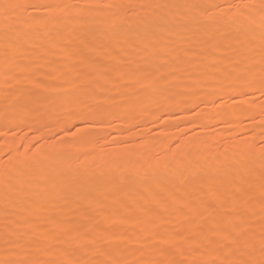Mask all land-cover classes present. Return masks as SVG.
Segmentation results:
<instances>
[{"label": "rangeland", "instance_id": "374dc122", "mask_svg": "<svg viewBox=\"0 0 264 264\" xmlns=\"http://www.w3.org/2000/svg\"><path fill=\"white\" fill-rule=\"evenodd\" d=\"M67 1L68 0H64V3H66ZM123 1L124 0H70L68 1V4L83 7L86 4L119 5L122 4ZM144 2L145 0H138V3L136 5L131 4L133 5V7L131 5H127V7L123 9L124 12H122L126 20L124 19L123 21H119L116 27H105L102 29H97L95 23L98 18V14H96L95 10L99 9L102 12V15H104V18L112 20L116 16H118V13H121V11H123V7H99L91 9L81 15L74 14L66 20L62 21L58 26L49 25V27L51 28L49 31L53 33L52 35H54L51 41L52 44H48V37L50 32H46V34L43 32L38 35V40L32 39L30 36H28L27 42L23 44V46H19V40L22 35L26 34L28 28L23 29L19 37L12 35L11 40L7 42L10 47L19 49L20 63L22 65L29 66L32 71H19L6 68L0 70V106L3 105V108L0 107V131L6 133V135L0 136V167H4L7 165L8 158L6 156V153L10 149L13 151L14 156L21 158L25 149H27L30 153H36L37 149L42 152L52 151L53 153V151L56 152V150H62L63 147H66L64 148V152H66V154L68 153L67 155H69V157L76 156L75 158L77 160V167L75 170L73 169V171H76L78 169L77 173L71 171L69 173L70 176L67 173L68 178L74 177L75 180L77 179V183L82 184L80 186H82V189L84 188L83 191L85 192L82 191V194L80 195L74 194L60 196L61 198L58 196L61 201L63 200V202L65 203L64 204L61 202L62 204H64L63 206L61 205V203L59 205L56 204L55 206L54 204L49 205L46 202L37 204L36 201L42 197H34L29 195V190L25 187V185H39L44 183L41 179V176H43L44 174H39L41 176H35L34 178L32 175L33 173L30 175L29 172L33 171L34 169L38 170V168L40 169L41 167H46L53 161V159L43 161L41 164L33 167L34 169L32 168L30 171H27L26 169L23 172L25 174L18 175L16 172H12L9 177H0L2 178L1 180H7L6 183L2 181L3 185L0 183V186L2 185V187L0 188L2 189L4 185H9L8 182H10L9 186L11 187V184H16V181L22 180L21 183L23 185L21 186V190L19 189L18 192L16 191L17 193H14L15 195L12 194L13 196L10 195V193L5 192L8 195L7 196L5 193L3 194L0 192V211L4 207H7L9 205L11 206V208H13L10 213L0 217V259L49 258L44 254V250L38 243V234L36 235L37 237H25L23 235H19L21 233L20 230H22V227H25L24 219L26 218V216L28 217L30 215H34L38 217L40 215L39 218L43 221L42 228L45 229H50L53 227V225L49 223L52 218L64 221L65 223L69 224H77L81 228H83L84 226L91 227L93 225L108 227V225L105 224V220H100V216L105 209H110L112 206L114 208L112 207V209L109 210V214L114 213L116 210H120L129 218V222L126 224H116L112 226L129 241L128 245L119 252V255L124 258H156V249L162 247V245L151 243L148 248L142 249L140 245L135 243V241L138 238L143 239L155 236L160 232V236H166L172 234V232L187 235L193 239V246L196 247V228L194 226V220H198L200 223H205L211 228H214L216 225L214 223V218L217 216L218 211L219 214H222L226 217H231V214H233L232 217H236L238 219L237 214L232 206V201L238 198L240 196L239 193L242 191L247 194L246 199H248L249 201V203L246 205L247 211L245 214L251 216L252 219L249 220L248 223L254 226L257 231L259 230V225L261 222V207L251 208V203H258L261 201V196L258 194V191L255 190H258V188L261 187V184L264 183V176L263 179L257 180L255 177H253V173H257L260 170L261 172L259 173L264 175V169L255 166L245 167L242 169H240L239 167L240 162L248 157L247 155H249L250 157V154L246 151V149L242 150V148H245V145H253L254 143L253 152L255 154H258L261 147L264 146L262 145V137L260 136V129L258 124H254L248 120H245L243 125L237 124L236 126L222 124L218 121H200L198 118H194L191 112V108L193 105L192 96L196 92L211 91V88L204 87L203 84H214L217 82L215 79L216 77H222L226 73H231V68L227 66V64L236 62L235 65L237 67L239 66V71L240 68L243 69L245 67L246 63L249 60V57H254L258 61L259 30L255 34L256 36L254 38L256 43L255 51H250L246 46L245 49H239L238 54L240 55V57L237 61L234 60L233 56L230 55V53H226L218 60L204 62L201 68L205 73L208 74V78L204 82H202L203 84L191 78H188L187 80L183 79V81L180 78V72H190V67L193 66L192 62L194 60L197 61L201 53V51L197 49L196 45H198L199 42L203 44L205 40H210L211 37L213 38L217 36H219L218 38L224 40H231L229 38L236 39V36L234 38L236 32V30L234 29L236 28H234L235 26L233 27L235 23H232L231 20L225 19L227 21V24H225V26H222L223 29L221 28L222 30L220 29L219 32L218 30H216V27H214L215 22L200 19V21L196 23L193 30H188L191 19L179 18L177 23L172 22V26L167 27L168 29H170V33H173V35L171 34L172 36H170L169 39L161 38L156 43L153 39V35L155 34V32H157L156 30H159V27L166 28L167 26V24L164 22L165 20L161 18V14H164V11L167 9V7H159L155 10L141 11L142 7L140 6L143 5ZM242 2L243 0H211L210 4L221 5L223 6L224 10L228 12L231 11V9L229 8L230 5L239 4ZM138 11L141 12V15H139ZM153 16L157 17V22H159L157 23L159 25L158 27H156V25L152 28L146 29L145 31H139L136 26L133 27L132 25V22L135 19L138 20L140 24H145ZM69 21H74L76 23L74 25L69 23V25ZM84 23H86L87 25H84ZM130 24L132 27L130 26ZM247 30L245 32L246 34ZM243 32L240 34V37L242 38L244 37L242 36ZM140 33H143L144 35V44H142L140 48H136L135 39ZM247 35H249V33ZM247 35L245 36L247 37ZM184 40L191 41L190 48H182L181 45L183 44ZM236 40H231L228 42H230V45H234L235 42L236 45ZM5 43L6 42L3 37H0V63L4 62L3 50L5 48ZM43 50L45 53L43 52ZM173 53H177L179 56H182L181 58H189L187 59L189 63L186 60V70H182V68H180L179 65L175 63V66H173L174 64H171V66L168 65L167 67L168 59L170 58L169 56ZM251 53H253L252 56H249V54L251 55ZM68 55H71L73 58L71 62L67 61ZM158 56L163 57H161V61L158 63V66H155V68L156 70H163L164 77H159L160 90L153 92L152 90L141 88L139 84L134 82V80L137 78H145L144 73L147 72L149 68L151 69V67L153 66V59ZM89 59L96 61L98 64L106 66L108 68L115 69L117 65H120L124 69L125 74L130 69H134V71H136L135 73H137V78L134 76L126 77L124 76V73L123 76H118L119 72L118 74H116L117 72L111 73V83H109L107 86L108 93L106 92V94L114 96L116 98L115 103L112 105V110L115 111L120 108L123 113L117 116L115 115L116 118L114 117L111 126L104 128V130L89 129L87 125H85L79 119H71L67 122L60 123L58 126L57 112L60 110L61 105L60 103L57 104L59 101L58 99H53L56 94H45L43 96H34L31 98L25 97L24 90L28 86L27 78L37 73L45 76H47L46 74H48L49 77H47V82L49 84H63L75 88L78 84V80L74 76H70L67 73L66 66L68 68H81L82 62H86ZM43 60L46 61V64L41 65V61ZM165 66L167 68H165ZM256 67L258 69V65H256ZM34 70H37V72H35ZM121 76L123 77L122 79ZM53 77H55V79H53ZM122 80L125 83V87L123 89H120L117 83ZM120 94H122L123 96L122 101H120ZM59 95L63 96L65 94L60 93ZM166 95L167 98L171 100L173 99L171 101L173 110L171 112L168 111L166 113H162L159 112V108L161 107V105H166V97H164ZM133 100H143L144 102L132 104ZM21 105L30 106L24 111V113H22L21 119L19 118V120L16 117L18 108H20ZM137 105H145L144 107L147 108H144L143 112L141 113H134L132 107H136ZM181 105H184V107L186 105V107L183 109L179 108L181 107ZM43 107L46 109H44ZM255 110L258 112L259 106H257ZM33 117H35V119L31 121ZM170 118L172 119L170 120ZM194 120H197V123H193ZM206 122L207 124H205V127L201 126ZM37 129H39V131H37ZM69 129H71L72 131H69ZM252 129H255V132H253ZM92 130L93 132L99 133V138H95V143L91 144V147L84 146V144L82 145L81 143L80 146H78L77 142L80 141L79 136L83 135L87 131ZM73 132H75L76 135H73ZM172 132H174L173 136L171 135ZM204 134L205 136L203 137ZM253 136H255L254 140L252 139ZM37 137H43V139H37ZM199 139L203 141H200V143L198 142ZM194 140L196 141V143L198 142L200 144L211 140V144H213L212 150L214 151L216 149V151L213 152L214 156L216 158H218V156L220 157L218 160L215 159L214 161L216 165L215 168H217L220 164L222 167H225L227 165V167L229 168L232 167L230 173L228 172L221 173L220 175H213V167L212 169H209V167L204 168L203 170L196 168L193 173L194 176H191L192 179L187 181L175 180L167 185V193L171 192V195H174V198L168 197L169 194H165V192L159 193L158 186L167 178L166 176L169 171L168 169H171V167L173 168L175 165H177L180 159H182L181 157L189 152L190 148L189 146H186L188 144L190 145V143ZM74 141L75 143L73 144ZM160 143H162L163 146L162 151H160L159 147L155 148V146ZM69 145L72 149H75H73L74 152L70 149V147H68ZM81 145L84 147H82ZM17 147L18 149H20V154L15 151ZM140 150L142 152V155L140 154L141 152H139ZM183 150L186 151L185 154H183ZM222 150L230 152L231 154L228 153L230 155H227V153H224V151L222 152ZM108 151L109 153L113 154V162L116 161L114 162L116 163L114 169V173L116 175H118L119 173L122 175L123 171H125L123 172V175H127V170L122 167V162L124 160L123 158L126 154L133 155V157L136 158V161L133 165L136 169L138 168V173H134L135 175L129 174V179L127 182L118 180L119 183L113 190L105 191L103 193H97L96 189L101 185L102 181L101 177H99L98 175L102 170V172L105 171V164L103 163L98 165V162H95L97 161L96 159H98L97 156L101 152L106 153ZM146 152L149 156L145 155ZM244 153L246 155H244ZM224 155L225 157H223ZM139 156H144V158L141 157L142 160H139L141 159L139 158ZM90 157L93 159L95 158V162L92 161L93 159H91ZM84 159L86 160V162H89L87 164H84L86 163ZM239 159L240 161H238ZM226 161L227 164H223ZM79 162L80 164H78ZM196 163V166L201 165V162H199V165L198 161ZM217 163L220 164L217 165ZM166 164L168 165L166 166ZM151 165L155 168H151ZM169 165L170 168L168 167ZM117 166L124 170H119ZM161 167L162 169H160ZM218 168H220V166ZM255 168L258 170H255ZM152 169H154V172ZM158 169L160 170L159 173L161 175L157 173L159 171ZM91 171L97 173L99 171L100 172L97 175L98 177H96L93 181H91L90 183H86L85 181L89 177ZM144 171L146 172L144 173ZM198 171H200L199 174ZM72 172L74 174H72ZM78 173L79 175H76ZM201 173L202 175H200ZM211 173L212 175L210 176L209 174ZM48 174L49 175H47L46 173V178H50L51 180L55 178L53 176L54 172ZM67 174L57 172L55 176L61 175L60 178H62L67 177ZM82 179L84 182L82 181ZM237 179L238 187L235 185L234 187L230 186L223 189L219 188L226 184V182L228 184V182ZM40 180L42 182H40ZM149 180L150 182H148ZM208 185L212 188L214 200H206V203L205 195ZM190 186H192L193 188H191ZM155 194L157 197H152ZM141 198L145 199V201L147 202L143 206L127 204L124 207H120L121 203L127 200L139 201L141 200ZM153 199L155 201V204L153 203L154 201H152ZM254 199H256V201H254ZM157 200L158 202H156ZM226 200L228 201L226 202ZM220 201L223 202V207H220ZM74 203L78 204H76L77 207L70 209V205ZM161 204H166L168 205V207L163 208V206L161 207ZM190 205L193 206L192 209L189 208ZM67 212L71 215H67ZM226 213L229 215H227ZM41 214H44L42 215V218ZM5 220L8 221L11 229L8 236H5L4 233ZM27 231H29V229H27L25 232ZM132 245L135 247H133ZM79 247V242L70 240L63 235H58V238L54 239L51 242V248H54L56 250L74 249ZM198 255V252L194 254L189 252L186 253L184 257L178 256L177 258H186L188 260H192L198 257ZM79 258L89 259L95 257L90 251H84L79 254Z\"/></svg>", "mask_w": 264, "mask_h": 264}, {"label": "snow or ice", "instance_id": "6c2138e0", "mask_svg": "<svg viewBox=\"0 0 264 264\" xmlns=\"http://www.w3.org/2000/svg\"><path fill=\"white\" fill-rule=\"evenodd\" d=\"M99 7L122 8L123 4H86L83 7L60 3L57 0H0V37L5 40L3 60L6 69L30 71V67L20 63L19 49L8 45L12 35L19 37L23 29H47L49 25L58 26L62 21L72 15H81ZM151 7H170L169 5H141ZM171 7L182 8L180 19H201L210 22H221L224 19L234 23L247 22L249 29L255 24L254 14L260 17L259 24V50L258 61L253 57L245 67L235 73H226L216 77V83L203 84L211 91L196 92L192 96L191 112L193 117L200 121H218L222 124L236 126L243 125L245 120L258 124L262 145H264V0H243L242 3L230 5L231 11L226 12L221 5L212 4H182ZM193 13L195 15H193ZM250 51L256 50L255 40L249 37L246 45ZM193 70L188 72L189 78L204 82L208 74L194 60ZM258 65V69L256 67ZM70 76L78 80L75 88L63 84H49L48 78L42 74H34L27 78L28 86L24 90L26 98L56 94L53 99L60 101V110L57 112V125L71 119L81 120L89 129H104L112 125L116 113L112 110L115 97L106 94L107 85L111 83L110 69L98 64L96 61L82 62L81 68H68ZM258 72V75H257ZM55 79V77H53ZM141 88L160 90V79L155 75H147L143 79H135ZM99 89V91H98ZM60 93L65 95L61 96ZM143 100H133L132 104L143 103ZM259 106V111L255 109ZM193 123H197L194 120ZM203 126V125H201ZM39 131V129H37ZM69 131H72L69 129ZM255 132V129H252ZM6 133L0 131V136ZM73 135H76L73 132ZM99 133L87 131L79 136L82 144H93ZM43 139V137H37ZM255 139V136L252 137ZM246 151L255 156L253 145H245ZM17 153L20 149H15ZM58 154L42 152L36 153L24 150L22 158L13 155L10 149L6 156L7 165L0 167V177H9L12 172L23 174L26 169H31L43 161L53 159ZM261 168L264 169V146L259 152ZM6 189L9 185H5ZM28 194L34 197L74 195L79 191L74 178L62 177L39 185H25ZM249 203L245 197H238L232 201V206L237 217H226L218 214L214 218L215 228L205 223L194 220L196 228V247L193 239L182 233H173L167 236L155 235L147 238H138L135 243L142 249L148 248L151 243L162 245L156 249V258L127 259L119 255L129 241L112 226L126 224L129 218L125 213L116 210L105 218L108 227L93 225L81 228L77 224L65 223L52 219L53 225L45 229L34 220H28L25 227L29 231L20 233L25 237L39 235L38 243L44 250L47 259H0V264H264V183L261 184V222L259 230L248 223L252 219L246 215V205ZM223 207V202H219ZM7 220L4 224L5 236L10 233ZM63 235L70 240L80 243L79 248L56 250L51 248V242ZM91 246V247H89ZM90 251L95 258H79V254ZM199 255L192 260L178 259L186 253Z\"/></svg>", "mask_w": 264, "mask_h": 264}, {"label": "bare ground", "instance_id": "6f19581e", "mask_svg": "<svg viewBox=\"0 0 264 264\" xmlns=\"http://www.w3.org/2000/svg\"><path fill=\"white\" fill-rule=\"evenodd\" d=\"M68 1H70V0H68ZM68 1L66 2V3H68ZM140 1V0H139ZM210 1L211 0H151V1H146L145 0V2L143 3V5H151V6H156V5H169L170 7H167V9L164 11V14L162 13L161 14V18L163 19V20H165L164 22L167 24V26H166V28H158L159 30H156L157 32H155V34L153 35V39L155 40V42L157 43L161 38H166V39H169V37L170 36H172L173 35V33H170V29H168L167 27H171L172 26V24L173 23H177L178 22V20H179V15L180 14H183V12H184V10L182 9V8H176V7H171L172 5H182V4H192V3H197V4H210ZM212 1H214V0H212ZM57 2H60V3H64V0H57ZM164 2V3H163ZM258 2V1H257ZM138 3V0H124L123 2H122V4L123 5H125V7H127V5H131V4H137ZM163 3V4H162ZM166 3V4H165ZM214 3V2H213ZM133 5H131L132 7H133ZM125 7H123L122 8V10L125 8ZM134 8H135V6H134ZM137 8V7H136ZM142 9H144V10H142ZM141 9V11H145V10H155V9H157V7H151V8H149V9H145V8H142ZM139 10H140V7H139ZM95 12H96V14H98L97 16H98V18H97V20H96V26H97V29H102V28H105V27H116V25H118V22L119 21H123L124 19L126 20V18H125V16H124V14L122 13V12H124V10L123 11H121V13H118V16H116L114 19H112V20H110V19H108V18H104V15H102V12L99 10V9H96L95 10ZM155 12V11H154ZM153 12V13H154ZM138 13H139V15H141V12H139L138 11ZM156 14V13H155ZM193 15H195L194 13H193ZM254 16H255V24L253 25V26H251L253 29H254V31H251L250 29H249V26L247 25V22H245V21H241V22H238V23H235V25H233V27L234 28H236V29H234V30H236V32H235V35H234V38H235V36H236V39H238V40H236V39H233V38H229V39H231V40H236L237 42V44L235 45V42H234V45H230V42H228V41H231V40H224V39H220V38H218L219 36H217V37H211L210 38V40H205V42L203 43V44H201L200 42H199V44L198 45H196V47H197V49H199L200 51H201V53H200V55H199V57H198V60L196 61L197 63H198V65L200 66V67H202V65L204 64V62H206V61H212V60H218V59H220L221 57H223L226 53H230V55H232L233 56V58H234V60H238L239 59V57H240V55L238 54V52H239V49L241 50V49H245L246 48V45L248 44V40H249V37H251V38H255V34L257 33V31L259 30V24H260V17H259V15L258 14H254ZM141 17V16H140ZM108 19V20H107ZM200 19L201 18H199V17H196L195 19H191L190 20V23H189V28H188V30H193V28L195 27V25H196V23H198V21H200ZM136 20V19H135ZM133 21L132 22V25H133V27L134 26H136L138 29H139V31H145L146 29H149V28H152V27H154V26H156V27H158L159 25L157 24V23H159V22H157V17H155V16H153L150 20H148L145 24H140L139 23V21L138 20H136V21ZM201 20H203V19H201ZM173 22V23H172ZM227 21L224 19V20H222L221 22H215L214 23V27H216V30H220L221 28H222V26H225V24H227L226 23ZM231 22V21H230ZM72 24V25H74L76 22H74V21H69L68 22V24ZM87 23V22H86ZM86 23H84V25H87ZM172 23V24H171ZM233 23V22H232ZM69 24V25H70ZM165 24V25H166ZM224 24V25H223ZM170 25V26H169ZM229 25H231V24H229ZM130 26H131V24H130ZM164 26V25H163ZM197 26H200V25H197ZM196 26V27H197ZM132 27V26H131ZM165 27V26H164ZM201 28V27H200ZM204 28V27H203ZM51 28L48 26V28L47 29H27V32H26V34H24V35H22L21 36V38H20V40H19V46H23V44H25L26 42H27V40H28V36H30L32 39H37L38 40V35L40 34V33H45L46 34V32H50L49 30H50ZM223 29V28H222ZM221 29V30H222ZM243 29H248L247 30V34L249 33V35H247L245 32H246V30H243ZM199 30V29H198ZM201 31V30H200ZM217 31V32H218ZM244 31V32H243ZM249 31V32H248ZM198 32V31H197ZM220 32V31H219ZM218 32V33H219ZM243 32V35L242 36H244L243 38L242 37H240V34ZM53 33L52 32H50L49 33V37H48V44H52V39H53V36L54 35H52ZM172 34V35H171ZM247 35V37L245 36V35ZM179 35V34H178ZM177 35V36H178ZM195 35H196V33H195ZM239 35V36H238ZM194 37V36H193ZM237 37H239V38H237ZM241 38H242V40H241ZM201 39V38H200ZM32 41H34V40H32ZM31 41V42H32ZM36 41V40H35ZM143 41H144V35H143V33H140L139 35H137V38L135 39V47L136 48H140L141 46H142V44H144L143 43ZM197 41V40H196ZM195 41V42H196ZM239 41V42H238ZM193 42H194V40H193ZM34 44V43H33ZM197 44V43H196ZM50 46V45H49ZM182 46V48H190L191 47V41L190 40H184V42H183V44L181 45ZM195 46V45H194ZM35 48V47H34ZM36 48H37V46H36ZM210 48H212V49H210ZM39 49V48H38ZM210 49V50H209ZM258 50H259V46H258ZM46 51V50H45ZM40 52V51H39ZM43 52H44V50H43ZM114 52V51H113ZM45 53V52H44ZM115 53V52H114ZM254 53V52H253ZM253 53H251V55L249 54V56H252V54ZM114 55V54H113ZM161 57H163V56H161ZM161 57H156V58H154L153 59V66L151 67V69L149 68V70L147 71V72H145L144 73V77H146L147 75H155V76H157V77H161L162 78V76H163V70H156V68H155V66H158V63L161 61ZM170 58L168 59V64H167V67H168V65H170L171 66V64H178L179 65V67L180 68H182V70L184 69V70H186L187 68H185L186 66H187V64H186V60L187 59H189V58H185V57H183V58H181L182 56H179L177 53H173L172 55H170L169 56ZM72 56L71 55H68V57H67V61H72ZM108 59V58H107ZM241 59V58H240ZM249 60H248V62L247 63H249L250 62V59H251V57H249L248 58ZM42 60V59H41ZM90 60V59H89ZM42 62V63H41ZM40 63H41V65L42 64H46V61L45 60H43V61H41ZM187 62H188V60H187ZM189 63V62H188ZM246 63V64H247ZM175 64L173 65V66H175ZM236 64V62H233V63H230V64H227V66H229L231 69H230V72L231 73H235L236 71L238 72V67L235 65ZM178 65H176V66H178ZM52 66V65H51ZM55 66V65H54ZM116 66V65H115ZM172 66V67H173ZM57 67V66H56ZM166 66H165V68H167ZM193 67L194 66H191L190 68H191V71L193 70ZM3 68H5V66H4V62H2V63H0V70L1 69H3ZM53 68V67H52ZM55 69V68H54ZM111 71H110V75H111V73H116V74H118V72H119V74H118V76L119 75H122L123 76V73H124V76H126V77H130V76H134V77H136L137 78V73H135L136 71H134V69L132 70V69H130V70H128L127 72H126V74H125V72H124V69L122 68V66H120V65H117L116 67H115V69L114 68H109ZM37 70H38V67H37ZM37 70L35 71V72H37ZM165 70V69H164ZM240 70H241V68H240ZM32 71V70H31ZM115 71V72H114ZM145 71V70H144ZM34 72V73H35ZM220 72V71H219ZM121 73V74H120ZM179 73V72H178ZM222 73V72H221ZM224 73V72H223ZM33 74V73H32ZM52 74V73H51ZM47 75V77H49V75L48 74H46ZM121 76V79L123 78ZM133 77V78H134ZM164 77V76H163ZM179 77V76H178ZM177 77V78H178ZM142 78V77H141ZM180 78L183 80V79H188L189 77H188V75H187V73H185V71H182V72H180ZM180 79V80H181ZM190 80V79H189ZM184 81V80H183ZM119 86V88L120 89H123L124 87H125V83H124V81L122 80V81H119V83H117ZM203 84V83H202ZM108 86V85H107ZM109 88V87H108ZM111 88V87H110ZM98 91H99V89H98ZM119 92H121V91H119ZM108 93V92H107ZM189 93V92H188ZM164 97H166V99H165V101H166V105H161V107L159 108V112H162V113H166V112H168V111H172L173 110V105H171V101L173 100H171V99H169V98H167V95L166 96H164ZM123 100V96H122V94H120V101H122ZM60 102L58 101V103L57 104H59ZM170 103V104H169ZM3 105H1L0 107L1 108H3L2 107ZM30 105H21L20 106V108H18V111H17V117L16 118H20L21 119V115H22V113H24V111L29 107ZM121 106V105H120ZM135 106V105H134ZM145 105H142V106H136V107H132L133 108V112L134 113H141V112H143V110H144V108H147V107H144ZM45 107V106H44ZM43 107V108H44ZM128 107V106H127ZM130 107V106H129ZM185 107H186V105H185ZM184 107V105H181V107H179V108H185ZM257 108V107H256ZM44 109H46V108H44ZM125 109V108H124ZM123 109V110H124ZM181 109V110H182ZM43 110V109H42ZM184 111V110H183ZM115 113H116V116L117 115H120L121 113H122V110L119 108V109H117V110H115L114 111ZM123 114V113H122ZM174 114V113H173ZM52 115V114H51ZM145 115V114H144ZM185 116V115H184ZM36 117V116H35ZM35 117H33L32 119H31V121L32 120H34L35 119ZM119 117V116H118ZM183 117V116H182ZM189 117V116H188ZM37 118V117H36ZM116 118V117H115ZM180 118V117H179ZM190 118V117H189ZM195 118V117H194ZM193 118V119H194ZM19 119V120H20ZM49 119V118H48ZM172 118H170V120H171ZM178 119V118H177ZM191 119V118H190ZM143 120V119H142ZM184 120V119H183ZM189 120V119H188ZM30 121V120H29ZM185 121V120H184ZM51 122V121H50ZM56 122V121H55ZM207 122H210V121H207ZM207 122L206 123H204L203 124V127H205V124H207ZM212 122V121H211ZM132 124V123H131ZM32 125V124H31ZM169 126V125H168ZM51 127V126H50ZM202 127V128H203ZM210 127V126H209ZM121 128V127H120ZM122 128H124V127H122ZM165 128V127H164ZM206 128H207V126H206ZM109 129V128H108ZM204 129V128H203ZM104 130V129H103ZM106 130V129H105ZM165 130V129H164ZM174 130V129H173ZM93 131V130H92ZM217 131V130H216ZM204 132V131H203ZM207 132V131H206ZM106 133V132H105ZM173 134H174V132H172V136H173ZM171 136V137H172ZM176 136V135H175ZM205 136V134L203 135V137ZM208 137V136H207ZM75 138H78V137H75ZM99 138V137H98ZM163 138V137H162ZM174 138V137H173ZM191 138V137H190ZM195 138V137H194ZM169 139V138H168ZM192 139H193V137H192ZM201 139H202V137H201ZM12 140V139H11ZM166 140V139H165ZM188 140V139H187ZM195 140H197V139H195ZM193 141V142H191L190 143V145L188 144H186L187 146L186 147H188L189 146V152H187L186 153V151L185 150H183L184 152H183V154H185L183 157H181L182 159H180V161L177 163V165H175L173 168L171 167V169H168L167 171H168V174H167V178L165 179V181L163 182V183H160V185L158 186V192L159 193H161V192H165V194L167 193V185L168 184H170V183H172L173 181H175V180H180V181H187V180H190V179H192L191 178V176L193 175V173H194V171L196 170V168H198V169H204V168H209V169H212V167H213V175H220L221 173H230V170H231V168H229V167H227V165L225 166V167H222L221 166V164L220 163H217V165L218 164H220L219 166H220V168H215V163H214V161H215V159L216 160H218L220 157L218 156V158H216L215 156H214V154H213V152H215L216 151V149L213 151L212 150V145L213 144H211V140L210 141H206V142H204L203 144H200L202 141L199 139L198 140V142H200V143H196V141ZM205 140V139H204ZM149 141V140H148ZM159 141V140H158ZM160 141H163V140H160ZM167 141V140H166ZM190 141V140H189ZM169 142V141H168ZM181 142V141H180ZM213 142V141H212ZM216 142V141H215ZM71 143V142H70ZM75 143V141L73 142V144ZM78 143V146H80V141L79 142H77ZM157 143H159V142H157ZM82 144V143H81ZM221 144V143H220ZM233 144V143H232ZM75 145H77V144H75ZM83 145V144H82ZM81 145V146H82ZM159 145V146H158ZM157 146H155V148L156 147H159V149H160V151H162L163 150V146H162V143H160V144H158ZM165 145V144H164ZM184 145V144H183ZM215 145H217V144H215ZM253 145H254V143H253ZM17 146V145H16ZM47 146V145H46ZM73 146V145H72ZM77 146V147H78ZM84 146H90L91 147V144H84ZM84 146H82V147H84ZM94 146V145H93ZM166 146V145H165ZM11 147V146H10ZM56 147V146H55ZM68 147H70V145L68 146ZM67 147V148H68ZM151 147V146H150ZM185 147V146H184ZM185 147V148H186ZM214 147V146H213ZM47 148V147H46ZM64 148H66V147H63L62 148V150H56V152L55 151H53V153H56V154H58L55 158H53V161L51 162V163H49V165H47L46 167H41L40 169L38 168V170H35L34 168V170H35V172H34V170L33 171H31V172H29L30 173V175L32 174L33 175V177L35 178V176H41V175H39V174H44L43 176H41L42 178V181L45 183L46 181H51V179L49 178H46V173H47V175H49L48 173H51V172H54V177L55 178H57V177H59L60 178V176L61 175H59V176H55V174L57 173V172H61V173H64V174H69L71 171H73V169L75 170L76 169V167H77V165H76V156L75 157H73V156H70L69 157V155H67L66 154V152H64ZM133 148V147H132ZM227 148V147H226ZM17 149H18V147H17ZM70 149L73 151V149L70 147ZM70 149H69V151H70ZM77 149V148H76ZM93 149V148H92ZM148 149V148H147ZM187 149V148H186ZM220 149H221V147H220ZM245 148H242V150H244ZM66 150H68V149H66ZM75 150V149H74ZM128 150V149H127ZM136 150V149H135ZM218 150V149H217ZM229 150V149H228ZM110 151V150H109ZM109 151L108 152H106V153H100L98 156H97V158L98 159H96L97 161L95 162L94 161V159L93 158H91V159H93L92 161H94L95 163H97L98 165L99 164H105L104 166H105V171L104 172H98L99 173V175H98V173L97 172H93V171H91L90 172V175H89V177L86 179V183H90L91 181H93L96 177H101V185L96 189V192L97 193H103V192H105V191H109V190H113V189H115L116 188V185L119 183L118 182V180H121V181H124V182H127L128 181V179H129V174L131 175V174H133V175H135L136 174V172L138 173V171H137V169L135 168V166L133 165L134 164V162L136 161V158L135 157H133V155H130V154H126L125 155V157L123 158L124 160H123V166L122 167H124L125 168V170H127L126 172V174L127 175H123V172H125V171H123L121 168H119L118 166H117V168H119V170L121 169V171H123L122 172V175L119 173L118 175H116L115 173H114V169H115V164L116 163H114V162H116V161H114L113 162V154H111V153H109ZM133 151V150H132ZM137 151V150H136ZM156 151H158V150H156ZM224 150H222V152H223ZM48 152V151H47ZM52 152V151H51ZM68 152V151H67ZM74 152V151H73ZM130 152V151H129ZM138 152V151H137ZM139 152H141V150L139 151ZM145 152V151H144ZM167 152V151H166ZM165 152V153H166ZM182 152V151H181ZM221 152V153H222ZM260 152V151H259ZM117 153V152H116ZM152 153H153V151H152ZM163 153H164V151H163ZM224 153H227V155H230L231 153L230 152H226V151H224ZM223 153V154H224ZM228 153H230V154H228ZM242 153V152H241ZM19 154H20V152H19ZM132 154V153H131ZM141 155H142V152L140 153ZM148 154H149V151H148ZM147 154V152L145 153V155H148ZM161 154V153H160ZM174 154V153H173ZM232 154H233V151H232ZM70 155H72V154H70ZM144 155V154H143ZM215 155H218V154H215ZM219 155H221V154H219ZM226 155V156H227ZM243 155V154H242ZM244 155H246L245 153H244ZM124 156V155H123ZM149 156V155H148ZM147 156V157H148ZM167 156V155H166ZM248 157H246L245 159H241L242 161L240 162V164H239V167H240V169H242V168H245V167H250V166H255V167H261V165H260V161H259V153L257 154H255V156H253V155H251L250 154V157H249V155H247ZM142 156H139V158H141ZM146 157V156H145ZM178 157V156H177ZM177 157H176V159H177ZM223 157H225V155L223 156ZM229 157V156H228ZM22 158V157H21ZM142 158H144V156L142 157ZM142 158L141 159H139V160H142ZM230 158V157H229ZM237 158H239V157H237ZM83 159V158H82ZM152 159V158H151ZM157 159V158H156ZM226 159H228V158H226ZM51 160V159H50ZM81 160V159H80ZM89 160V159H88ZM138 160V159H137ZM158 160V159H157ZM163 160V159H162ZM165 160V159H164ZM84 161L86 162V160L84 159ZM155 161V160H154ZM168 161V160H167ZM198 161V165L200 164L199 162H201V165L200 166H196L197 165V162ZM222 161V160H221ZM238 161H240V159L238 160ZM81 162V161H80ZM80 162L78 163V164H80ZM89 162V161H88ZM88 162H86V163H84V164H87ZM139 162V161H138ZM218 162V161H217ZM228 162H229V160H228ZM91 163V162H90ZM140 163H141V161H140ZM139 163V164H140ZM166 163V162H165ZM223 163V162H222ZM227 164V161L226 162H224L223 164ZM142 164H144V163H142ZM222 164V165H223ZM168 164H166V166H167ZM230 165V164H229ZM143 167H146V166H143ZM169 168H170V165L168 166ZM79 168V167H78ZM151 168H155V167H152V165H151ZM32 169V168H31ZM31 169H27V171H30ZM143 169V168H142ZM160 169H162V167L160 168ZM262 169V168H261ZM119 170H117V171H119ZM153 170V172H154V169H152ZM159 170V169H158ZM163 170H164V168H163ZM255 170H258V169H256L255 168ZM77 171H78V169L76 170V171H73V172H76L77 173ZM155 171H157V170H155ZM243 171V170H242ZM248 171V170H247ZM263 171V170H262ZM56 172V173H55ZM72 172V174H74ZM140 172V171H139ZM146 171H144V173H145ZM147 172H149V171H147ZM160 172V170L157 172V173H159ZM204 172H205V170H204ZM259 172H261L260 170H259ZM259 172H257V173H253L254 175H253V177H255L257 180H259V179H263V176L264 175H262L261 173H259ZM79 173H80V171H79ZM79 173L78 174H76V175H79ZM135 173V174H134ZM200 173V171H198V174ZM212 173L211 174H209L210 176L212 175ZM23 174H25V173H23ZM60 174V173H59ZM68 174H67V177H68ZM71 174V175H72ZM160 174V173H159ZM246 174V173H245ZM19 175V174H18ZM21 175V174H20ZM98 175V176H97ZM161 175V174H160ZM200 175H202V173L200 174ZM223 175V174H222ZM51 176V175H50ZM69 176H70V174H69ZM88 176V175H87ZM120 176V177H119ZM194 176V175H193ZM205 176H207V175H205ZM224 176V175H223ZM32 177V178H33ZM77 177H79V176H77ZM153 177V176H152ZM204 177V176H203ZM213 177H215V176H213ZM3 178V177H2ZM2 178H0V183L3 185V183H2V181L4 182V183H6V181L7 180H1ZM54 178V179H55ZM72 178H74V177H72ZM81 178V177H80ZM134 178V177H133ZM195 178V177H194ZM209 178V177H208ZM5 179V178H4ZM53 179V178H52ZM204 179V178H203ZM248 179V178H247ZM26 180V179H25ZM77 180V179H76ZM75 180V181H76ZM80 180V179H79ZM85 180V179H84ZM154 180V179H153ZM250 180V179H249ZM41 180H40V182H42ZM82 181H83V179H82ZM81 181V182H82ZM192 181V180H191ZM254 181V180H253ZM253 181H251V182H253ZM22 180L21 181H16V184H11V187H9V188H7V189H5V185L3 186V189L2 188H0V192L1 193H10V195H12V194H14V193H17L18 192V190L20 189L21 190V186H23L22 185ZM84 182V181H83ZM148 182H150V180L148 181ZM152 182V181H151ZM213 182V181H212ZM9 183V185H10V182H8ZM15 183V182H14ZM24 183V182H23ZM27 183V182H26ZM76 183H77V181H76ZM147 183V182H146ZM174 183H176V182H174ZM206 183V182H205ZM25 184V183H24ZM155 184H156V182H155ZM196 184V183H195ZM220 184V183H219ZM237 184H238V179L237 180H233V181H230V182H228V184H227V182H226V184H224L223 186H221V185H219V186H221V187H219L220 189H223V188H227V187H230V186H237ZM2 185L0 186V187H2ZM77 185L79 186V191H78V195H80V194H82V191L84 190V188L82 189V186H80V185H82V184H79V183H77ZM84 185V184H83ZM125 185V184H124ZM187 185V184H186ZM212 185V184H211ZM258 185V184H257ZM127 186V185H126ZM194 186V185H193ZM121 187H123V186H121ZM191 188H193L192 186H190ZM189 187V188H190ZM217 187V186H216ZM238 187V186H237ZM254 187V186H253ZM253 187H252V189H253ZM197 188V187H196ZM199 188V187H198ZM215 188V187H214ZM170 190V189H169ZM174 190V189H173ZM17 191V192H16ZM184 191H185V189H184ZM255 191H258V194L261 196V187L260 188H258V190H255ZM83 192H85V191H83ZM5 193V194H6ZM191 193V192H190ZM193 193V192H192ZM3 194H2V196H3ZM76 194V195H77ZM167 194H169L168 195V197H172V198H174L173 196L174 195H171V192L170 193H167ZM173 194V193H172ZM7 195V194H6ZM9 195V196H10ZM15 195V194H14ZM239 197H247V194L245 193V192H240L239 193ZM0 196H1V194H0ZM8 196V195H7ZM13 196V195H12ZM155 196H156V194L155 195H153L152 197H154L155 198ZM163 196V195H162ZM194 196H195V194H194ZM60 197V196H59ZM58 196L56 197V196H45V197H42V198H40V199H38L36 202H37V204H39V203H42V202H46L47 204H49V205H52V204H54V206L57 204V205H59L61 202L62 203H64L63 202V200L61 201V197L59 198ZM157 197V196H156ZM57 198V199H56ZM60 200H59V199ZM63 198V197H62ZM130 198V197H129ZM166 198V197H165ZM152 199V198H151ZM158 199V198H157ZM211 199H213V194H212V188H211V186H207V188H206V195H205V202L207 203V201L208 200H211ZM56 200H58V201H56ZM115 200V199H114ZM207 200V201H206ZM214 200V199H213ZM219 200V199H218ZM152 201H154V199L152 200ZM161 201V200H160ZM198 201V200H197ZM217 201V200H216ZM228 200H226V202H227ZM254 201H256V199H254ZM258 201V200H257ZM121 202V201H120ZM156 202H158V200L156 201ZM168 202H169V200H168ZM61 203V205L63 206L64 204H62ZM145 203H147L146 201H145V199H143V198H141V200H139V201H133V200H127V201H125V202H123V203H121V206L120 207H124V206H126L127 204H135V205H139V206H143V205H145ZM154 204H155V201L153 202ZM204 203V202H203ZM205 203V204H206ZM77 203H74V204H71L70 205V209L71 208H75V207H77V205H76ZM117 204V203H116ZM159 204V203H158ZM157 204V205H158ZM169 204V203H168ZM191 204V203H190ZM120 205V204H119ZM110 206V205H109ZM112 206V205H111ZM115 206V205H114ZM163 206V208H167L168 207V205H166V204H161V207ZM61 207V206H60ZM65 207V206H64ZM105 207H106V204H105ZM113 207V206H112ZM112 207L110 208V209H112ZM116 207V206H115ZM160 207V206H159ZM192 205H190L189 206V208H191L192 209ZM250 207V206H249ZM256 208V207H261V204H260V202H258V203H251V208ZM114 208V207H113ZM117 208V207H116ZM119 208V207H118ZM170 208V207H169ZM188 208V207H187ZM13 208H11V206L9 205V206H7V207H4L1 211H0V217H2V216H5V215H7L8 213H10L11 212V210H12ZM110 209H105L104 211H103V213L101 214V216H100V220H105V218L108 216V214H109V210ZM250 209V208H249ZM190 210V209H189ZM33 214H35V213H33ZM46 214V213H45ZM68 214H70V213H68L67 212V215ZM227 214V213H226ZM37 215H39V214H37ZM42 215H44V214H41V218L43 217ZM47 215V214H46ZM71 215V214H70ZM227 215H229V214H227ZM232 216H233V214H231ZM51 216V215H50ZM209 216V215H208ZM231 216V217H232ZM40 217V215L37 217V216H34V215H30V216H26V218L24 219V223L26 224V222L28 221V220H34V221H36L37 223H39L40 224V226L41 227H43V221H42V219H40L39 218ZM199 218V217H198ZM211 218V217H210ZM53 219V218H52ZM163 220H164V218H163ZM201 221V220H200ZM163 222V221H162ZM214 227V226H213ZM215 227H216V225H215ZM214 227V228H215ZM28 228H26V227H22V230H20L21 231V233H24L26 230H27ZM153 231V230H152ZM161 233V232H160ZM159 233V234H160ZM190 233V232H189ZM158 233H157V235H159ZM172 234H173V232H172ZM36 236V235H35ZM167 236V235H166ZM37 237V236H36ZM58 238V237H57ZM136 238V237H135ZM133 246V245H132ZM133 247H135V246H133ZM1 248V247H0ZM20 248V247H19ZM21 248H22V246H21ZM21 250V249H20ZM197 258V257H196Z\"/></svg>", "mask_w": 264, "mask_h": 264}]
</instances>
